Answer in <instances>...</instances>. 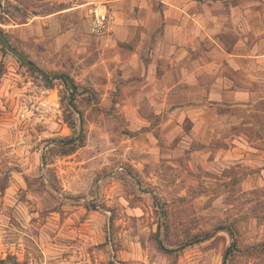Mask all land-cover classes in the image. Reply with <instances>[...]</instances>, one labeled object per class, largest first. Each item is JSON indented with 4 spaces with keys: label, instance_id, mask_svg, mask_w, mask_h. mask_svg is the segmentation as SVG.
<instances>
[{
    "label": "rangeland",
    "instance_id": "374dc122",
    "mask_svg": "<svg viewBox=\"0 0 264 264\" xmlns=\"http://www.w3.org/2000/svg\"><path fill=\"white\" fill-rule=\"evenodd\" d=\"M90 1L0 0L11 46L65 76L47 81L0 39V264H264V0L196 6L222 25L249 11L255 56L241 71L212 59L216 77L255 95L203 102L198 127L183 104L186 116L167 107L135 128L115 103L121 71L142 73L141 26H121L140 3L101 0L96 33ZM216 37L231 47L238 33L230 22Z\"/></svg>",
    "mask_w": 264,
    "mask_h": 264
},
{
    "label": "crops",
    "instance_id": "0c3cea01",
    "mask_svg": "<svg viewBox=\"0 0 264 264\" xmlns=\"http://www.w3.org/2000/svg\"><path fill=\"white\" fill-rule=\"evenodd\" d=\"M134 1L140 3V10L126 13L121 26L125 25L127 28L131 26L129 30L133 31L132 35H129L132 37L141 26L142 39L136 51L143 49L147 55L145 59H139L142 56L141 53L131 51L133 59L140 60L137 69L140 71L142 67V73L137 76L139 78L134 76L138 75L137 73L130 77L128 71L130 66H127L128 70L121 71L126 78L124 83H120L122 86L120 90L123 89V93L119 91V101L115 103L118 112L125 114L131 122L130 126L135 128L142 123L146 124L147 121L142 118V115L165 116L167 107H173L180 111L178 114L186 116L187 110L183 104H189L190 116L198 127L201 123L198 121L197 111L203 102L206 105L213 104L214 99H246L255 95L253 91L233 87L229 76L220 74L223 78L216 77L212 59V55L217 52L219 56L226 57L228 71L231 68L241 71L245 67L246 58L255 56V53L252 55L244 53L256 49V45L250 47L246 44L245 20L249 11L238 7V12L234 14L237 15L236 18L232 16L233 13H226L225 21H228V24L222 25L218 21L217 14L198 11L197 0ZM155 3L159 6L158 8L154 6ZM128 16L132 21H128ZM230 22L236 29L238 37L237 41L228 47L216 35L223 28L230 29ZM124 39L130 41L129 36H124ZM200 50L203 53L198 56L197 52ZM133 61L131 59V63ZM202 76L205 77L204 80ZM116 81L113 80V85ZM221 83L225 84L224 88L215 89ZM174 113L177 114V112ZM164 121L165 119L162 118L161 124H165Z\"/></svg>",
    "mask_w": 264,
    "mask_h": 264
},
{
    "label": "built area",
    "instance_id": "2783aa9c",
    "mask_svg": "<svg viewBox=\"0 0 264 264\" xmlns=\"http://www.w3.org/2000/svg\"><path fill=\"white\" fill-rule=\"evenodd\" d=\"M89 3L95 5L92 8L91 27L96 33L103 31L107 19L106 5L101 0H91Z\"/></svg>",
    "mask_w": 264,
    "mask_h": 264
},
{
    "label": "water",
    "instance_id": "95a60500",
    "mask_svg": "<svg viewBox=\"0 0 264 264\" xmlns=\"http://www.w3.org/2000/svg\"><path fill=\"white\" fill-rule=\"evenodd\" d=\"M0 39L2 40L5 48L10 50L12 53H14L21 60V62L37 70L47 81H52L56 78L65 77L62 74L49 77L46 73H44L41 69H39L31 60L27 59L25 56H23V54H21L18 50H16L13 46H11V44L9 43V41L7 40V38L4 36V34L1 31H0Z\"/></svg>",
    "mask_w": 264,
    "mask_h": 264
}]
</instances>
